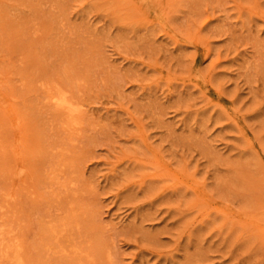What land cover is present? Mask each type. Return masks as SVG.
I'll return each instance as SVG.
<instances>
[{
    "label": "rangeland",
    "instance_id": "obj_1",
    "mask_svg": "<svg viewBox=\"0 0 264 264\" xmlns=\"http://www.w3.org/2000/svg\"><path fill=\"white\" fill-rule=\"evenodd\" d=\"M19 256L264 264V0H0V264Z\"/></svg>",
    "mask_w": 264,
    "mask_h": 264
},
{
    "label": "bare ground",
    "instance_id": "obj_2",
    "mask_svg": "<svg viewBox=\"0 0 264 264\" xmlns=\"http://www.w3.org/2000/svg\"><path fill=\"white\" fill-rule=\"evenodd\" d=\"M59 89V88H58ZM53 97V96H52ZM54 99V103L56 104L55 106L57 108L63 109L65 110L64 112H66V114L68 116H71L72 113L75 111V107L73 106V104L71 102H69L64 96H58V97H54L52 98ZM58 110V109H57ZM65 114V115H66ZM67 117V116H66ZM20 172V171H19ZM3 235V234H2ZM6 252V251H5ZM14 252V251H13ZM6 253H3V255H5ZM11 254V253H10ZM9 255V254H8ZM18 256V255H17ZM20 257V256H19ZM23 258L21 259L16 257L14 260H12V263L15 264H25Z\"/></svg>",
    "mask_w": 264,
    "mask_h": 264
}]
</instances>
